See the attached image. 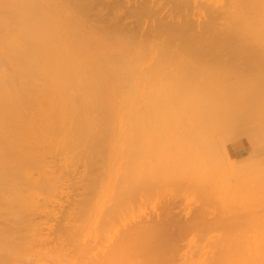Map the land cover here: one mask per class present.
Here are the masks:
<instances>
[{"label": "bare ground", "instance_id": "obj_1", "mask_svg": "<svg viewBox=\"0 0 264 264\" xmlns=\"http://www.w3.org/2000/svg\"><path fill=\"white\" fill-rule=\"evenodd\" d=\"M190 1L205 12L203 21L194 22L189 16L188 10L193 3ZM223 1L167 0L170 5L173 4V11H177L175 13L178 16H183L184 19H180L182 22L171 23L170 20L174 19L172 14L169 15L172 18L168 19L163 12L164 18H167L165 20L170 23L159 22L164 18L156 19L158 25L154 22L155 27L152 26L144 33L140 32L139 27L141 34L135 32L134 35L129 31V25H125L116 14L120 6L117 0H0V264H44L42 254L39 257L41 261L35 258L39 252L35 250L39 240L36 232L38 229L34 227V217L30 216H34L46 203L47 199L42 202L40 197H53L54 192V195L58 194L55 186L60 179L59 176L54 177L53 172L58 161L53 166L48 162L50 159L60 158L61 163L80 161L86 169L88 166V171L84 170V173L87 172V178L84 179L88 182L87 193H92L100 181L103 183L104 179L99 180L100 178L113 177L116 182L114 181L111 197L120 201L119 206L112 208L113 211L125 207L127 202L130 203L135 198L140 187L135 166L138 153L146 143L143 139L144 114L138 111H143L145 107L152 110L156 114L155 121L159 120L170 132L166 131L169 134L167 142L162 141L168 144H165L168 146V150L165 149L168 160L181 169L185 167L191 175L199 172L204 159H216L220 156L215 144L216 132H219L220 142L225 133L232 131L236 138L246 134L249 141L256 144L260 131L264 134V0ZM105 7L111 12V21L105 20L102 10H98ZM134 9L131 12L137 18L143 15L144 19L147 12V16H150V12L152 16L154 14L153 9L150 8L149 12L145 6L139 5ZM147 23L149 24L148 21ZM132 30L136 31L134 28ZM139 83L142 84L140 89ZM139 103H142L141 109ZM234 149L235 156H230L233 159L246 153H254L253 149L249 150L243 143H236ZM256 154L257 157L260 153ZM236 163L231 166L237 173L239 171L246 174L253 169L246 160L245 164L237 167ZM106 186H103L104 190L107 189ZM193 192L195 194L194 190ZM85 196L82 195L81 198ZM86 197L78 206L81 211H75L76 220L75 217L72 218L76 225L79 223L78 219H87V214L82 217L90 207V198ZM78 212L83 215L78 216ZM69 216L72 214L67 219ZM35 217L37 219L36 215ZM223 217L226 219L227 214ZM257 220L255 222H259ZM71 222L70 219L69 223L72 224ZM238 223L241 225L242 221ZM230 224L229 227L232 226ZM235 227L239 226L234 225L233 228ZM72 228L67 230V234L71 237L74 252H78L81 249L80 242H77L79 236H76L79 232L72 231ZM254 229L260 233H254L255 236L249 239L256 242L252 246L246 245L249 249L243 250L246 247L242 240L236 243L240 245L237 247L236 240L226 239V243L221 244L209 264H241L240 259L243 257L245 261L242 264H264V229ZM129 230L133 232L132 229L126 230V233L124 230V235L120 236L129 244V248L124 247V239L118 237L123 243L118 242L122 245L117 244L118 248L113 249L115 253L107 249L110 254L106 252L99 259L94 257L96 261L93 264H152L153 261L156 262L150 260L155 251L160 248L165 251L164 248L170 247L171 240L161 247L163 240L158 242L155 239L156 243L152 241L151 244H157V249L153 246L155 251L153 253L151 249L150 252L147 248L149 245L146 247L144 241L146 239L142 238L138 242L135 229L134 235ZM239 230L238 228L237 231ZM226 232L229 234L228 230ZM240 232L237 233L242 236ZM127 233L132 234L128 235L136 239L138 246L140 242H145L146 249L142 247L143 242L140 246L144 249V254H137L141 251L136 250V243L132 242L134 239L131 241ZM227 233L224 234L226 237ZM233 234L228 236L233 237ZM136 237L141 238L140 234H136ZM126 238L134 245L126 241ZM240 238L237 237L238 241ZM249 240L248 243L251 242ZM160 242L161 245L158 244ZM203 242L208 246L207 241ZM218 245L219 243L215 248ZM213 249L211 253L215 251ZM147 251L153 254L149 256ZM161 251L157 254L161 255ZM155 255L152 259L158 257L156 263L159 264L162 256ZM165 256H169L168 253ZM50 259L56 260L55 257ZM200 259L201 263L205 261L204 258L203 261Z\"/></svg>", "mask_w": 264, "mask_h": 264}, {"label": "rangeland", "instance_id": "obj_2", "mask_svg": "<svg viewBox=\"0 0 264 264\" xmlns=\"http://www.w3.org/2000/svg\"><path fill=\"white\" fill-rule=\"evenodd\" d=\"M117 1H118V4H120V6L118 7V11H116L118 13H116V14H117V16L119 15L118 18L120 17L119 19H121V21H123V23L125 25L126 24L129 26L131 25L130 27H132L136 30V31H134V30H132V28L130 29V27L128 26L129 31L131 30L133 32V34L135 32H137L136 34L140 35L141 33H144L147 30H149L150 28H152V26L156 25L155 23H157V25H158L159 23L156 22L157 21L156 19L161 20L164 18L165 15L167 17H169L168 19H171L172 17L174 18L173 20H170L171 23H172V21H173V23L176 21H178V23L180 21L182 22V20H180V19H181V17L183 18V16L180 17V14L178 16V14H176L178 12L175 10L173 11V9H174V7L172 6L173 4L170 5L168 2H166L167 0H142V1L141 0H117ZM139 1H141V3ZM192 2L193 1H190V3H192ZM143 3H145V5H143ZM161 4H164L165 7ZM168 4L170 7H168ZM139 5L145 6V8H147V11L149 10V12L153 9L152 10L154 12L153 16H152V12L149 13L150 16H147L148 15V12H147L146 17L144 16V19H145L144 20L143 15L140 16L142 18H140V17L137 18L136 14L133 15L134 13L131 11H134L135 10L134 8L139 7ZM155 6H156V8H155ZM167 7H168V10H167ZM191 7L189 8L190 10H188L189 16L191 17V19L197 23L199 21H203L204 20L203 18H205L204 17L205 12L200 11L199 6L197 4H195L194 2L192 3ZM128 8L129 9L133 8V9L129 11ZM150 8H151V10H150ZM171 8H172V11H171ZM191 9H193V11ZM98 10H102V16L105 20L109 21L111 19V12H109L106 7L102 8V9L98 8ZM159 12H160L161 16H160V14H158ZM163 12L165 13V15L163 14ZM194 12H196V13H194ZM170 14H172V17H170L171 16ZM201 16H203V17H201ZM112 18H113V16H112ZM194 18H197V20ZM137 19H138V21H137ZM165 19H167V18L165 17L163 20H161L159 22L162 23V21L163 22L168 21L166 23H170L169 20H165ZM147 21L149 22V24L147 23ZM128 22H130V23H128ZM147 25H149V26H147ZM139 27L141 30L139 29ZM138 30H140L141 33ZM136 34H134V35H136ZM146 66H147V64H146ZM140 88H142V84L139 83V89ZM139 106H141V107H139L141 109L143 107L142 103L141 104L139 103ZM138 112H141L142 114H144L143 115V117H144L143 126L145 127V137L143 139H145L146 143H144L145 144L144 149L139 152L141 154L138 153L137 160L139 162L137 161V165L135 166V168L138 172V181H139L140 187H138L139 190L137 189V191H136L135 198H133V200L130 203L127 202V205L125 206L126 208L121 207L122 210L123 209H125V210H123V211L121 209H118L116 211L112 210L113 207L119 206V202H120V201L116 200L114 197H111V194L113 191L112 187L114 188V185H115V183H114L115 179L113 177L100 178L99 180L104 179L103 183L100 181L101 183L99 182L98 186L95 185V187H94L95 189L91 186L92 190L94 189V191L92 193H87L89 191L88 189H86V187H88V184H87L88 182L86 180H84L87 178V174H86L87 173L86 171H88L87 165H86L87 166V169H86L85 165L83 167L84 163H82L80 161H73L72 163L68 162L69 164L67 162L65 163V161H64V162H62V163H64L62 166L61 161H59L60 158L58 160L55 158H54L55 160H53V159L49 160L48 159L49 160L48 162H50L49 164L53 165V166L58 161L57 165L54 167L52 166V167L54 168L53 169L54 177L59 176V178L58 177L57 178L60 179V181L57 182V180H56V182L57 183L60 182V183L58 184L59 188L57 187V183L55 186L56 193H58V194L54 195L55 192H54V194L52 193L54 199H52L53 197L52 196L50 197V195H49V197H40V200H42V202H45V199H47V201H48V199H50V200L48 202L46 201V203L43 205V208H41L42 211L39 210V211H36L34 213L37 216V219H36L34 214H33L34 216H30L32 218L34 217L33 220H32V218H31V220L33 221L34 225H35V223L37 225V226L36 225L34 226L35 229H38L36 232L38 234L37 238L39 240H38V244L35 246V250L39 251L40 254L38 252L39 255L37 254L38 256L37 255L35 256L36 259L39 258L40 255L42 254V256H44V264H49V263L50 264H56V263L57 264H90V263L93 264V262L95 263V261H96L95 260L96 258L94 259V257H98V259H99V256H101L102 254L104 256V253H106V252H107L106 254H110V253H108L110 250L113 251L112 253H115L114 252L115 250H113V249L118 248L117 244H119V246H121L122 244L120 245V243L125 242V239L120 237V236H123L124 235L123 231L125 230L124 232L126 233V230L128 231V229H132L133 232L135 229V232H134L135 238H138L137 239L138 242L140 241V239L143 240L142 238L146 239V240H144L147 244L146 247L149 245V247H147L149 250L148 249L147 250L150 252L153 251V253H154L155 249H157L156 248L157 244H155V245H153L154 243L151 244L152 241L156 243L155 239H157L158 242L163 240L162 245H161V242L158 243L161 245V247H163V245H165L164 243H166V241L171 240V241H169V242H171V243H169L170 247L164 246V247H166L164 249H166L165 251H167L169 256H165V254L167 255V253L164 250H162V251H164V252H162L161 248L159 251H155L156 254H157V252L161 251V255L159 253L160 257L164 253L163 254L164 258H163V256L161 258L163 260L166 259V261L164 260L166 262V264H205V263L209 264L210 263L209 260L212 259V257L214 255H216L215 253H217L221 244L223 245L226 243V239H227V241H228V239L236 240L235 244L237 242L244 241L246 249H243V250L249 249L246 245L252 246L253 244L256 243L254 241V239H251V240H249V239L253 238V236H255L254 233H257V234L260 233V232L258 233V231L254 228L258 227V230L264 229V216H263L264 215V189H263L264 183H262V182H264V172H263L264 171V153H263V151H264V140H263L264 134L262 133L263 131H260V135H259L260 137H259L258 141H256V144L249 141V139H248L249 136L246 134L240 135L236 138L235 137L236 134H233L232 131L229 132L228 134L225 133V137L220 142L218 139V137H220V135H218L219 132H216L217 134L214 133L215 137H217V139L215 138V140L217 141V143H215L216 149H218V151L220 153L219 157L221 159L219 157L216 159H208V160L204 159L205 160V161L203 160L204 164L200 163L202 161L197 162V163L201 164L200 170L196 175H193V174L191 175L188 172V170L185 169V167L181 169L180 167L176 166L175 163L168 160V156H167L168 155V152H167L168 146L166 147V145H168V144L166 142H167V139L169 138L168 133H170V132L167 131L168 129L166 127H164L163 124L161 125L159 120H158V122L155 121L156 114H154V112L152 110H148L147 107H145V109L143 111H138ZM160 126H163V127H160ZM155 128H158V130ZM155 137H156V139H155ZM162 137H163V140H162ZM164 140L166 142H162ZM159 142H161V143H159ZM236 143H239V144L243 143L249 150L253 149L255 154L257 152H258L257 154L260 153L259 154L260 156L258 155L259 157L258 156L256 157L255 154L252 152L251 155H249V153H246L242 156H238L237 159H236V157H234L235 159L231 158V157L235 156L233 153L235 151L234 146ZM260 145H261V149H260ZM257 146H258V148H257ZM161 149H163V150H161ZM165 149H167V150H165ZM256 149H257V151H256ZM229 152H230V154H229ZM261 152H262V154H261ZM252 154H254V157H255L254 159L252 158V156H253ZM216 160H218V161H216ZM245 160H246V162H250L251 166H253L252 170L246 172V174L240 173L239 171L237 173L235 168H234L235 170H232V168H233L232 166H234L232 164H235L237 162L236 164H238V165H235V167H237L241 164H245L244 163ZM54 161H56V162H54ZM209 161H210V163H209ZM233 161H236V162L233 163ZM73 163H74V165H73ZM173 164H175V165H173ZM166 165H167V167H166ZM212 167H214V168H212ZM66 169H68V170L65 171ZM85 169H86V171H85L86 173H84ZM234 171H236V172H234ZM55 172L57 175H55ZM204 173H205V175H204ZM209 173H210V175H209ZM211 173H213V174H211ZM239 173H240V175H239ZM189 174H190V176H189ZM36 175L38 177V174H35V176ZM82 175H84L85 177L83 176L84 177L83 178ZM234 175H235V177H234ZM37 177H35V178H37ZM108 179H110V180H108ZM198 179H200L201 181L199 182ZM107 181H109V183ZM229 181H230V183H228ZM83 183H84V185H82ZM186 183H187V185H186ZM210 183H212V184H210ZM106 184H107V186H106ZM99 186H101V187H99ZM103 186H106L107 189L104 190ZM191 190H192V192H191ZM193 190L195 191L196 195L194 194ZM96 193H98V194H96ZM87 194H88V197H86ZM82 195L83 196L86 195L85 196L86 198H90V201L88 203V205L90 207L88 206L89 208L87 210L88 213L84 212L83 213L84 215L81 213L79 214V212L81 210L78 207L81 205L80 203H82V201L85 198V197L81 198ZM55 196H57V198ZM256 196H257V198H256ZM217 197H218V199H216ZM113 199L115 200V202ZM216 201L220 205L215 203ZM226 201H227V203H226ZM73 202H75V203H73ZM221 202H222V204H221ZM48 204H50L51 206L49 207ZM70 204L72 206H70ZM94 204L96 206H93ZM221 205L224 207H222ZM102 206H104V207H102ZM93 207H95V208L93 209ZM203 207H205V209H202ZM218 207L220 208V210ZM235 207H237L238 210ZM224 208H226V210H224ZM221 210H223V212H221ZM71 211H73V212H71ZM75 211L76 212L79 211L78 216L83 215L82 217H84L87 214V216H85V219L86 218L87 219L86 220H83L84 218L78 219L77 222H79V223L76 225V223L73 222V220H72V218H74V217H75L74 220H76L77 215L75 216ZM100 211H101V213H100ZM111 211H112V213H110ZM246 212L248 214H246ZM250 212H251V214H250ZM37 213L38 214L40 213V214L38 215ZM70 213L72 214V216H69L70 218L68 217L69 219H67V216ZM111 214H113V216ZM226 214H227V217L232 216L233 220L231 218L227 219V217H226V219H227L226 220L223 217V216H226ZM236 214L239 216V218ZM104 215H106V217H104ZM251 215L252 216L254 215V216L252 217ZM259 215L262 218V220H257L260 218ZM48 216H50V217H48ZM195 216L196 217L198 216V217L196 218ZM200 216H202V218ZM70 219H71V221H72L71 223L73 225L69 223ZM195 219L197 220V222H195L196 221ZM246 219H247V222H246ZM80 220H82V222ZM102 220H103V222H102ZM105 220H106V222H104ZM256 220L259 221L260 223L255 222ZM224 221H226V222L223 223ZM238 221H240V222L242 221V224L239 225ZM261 221H263V223H261ZM80 222L82 223V225H80ZM203 222L206 224H203ZM235 222H237V223L235 224ZM194 223L196 225H194ZM197 223L199 224V227H198ZM230 223H232V224H230ZM252 223L253 224L255 223L256 226L254 227L255 224L253 225ZM192 224H193V228H192ZM224 224L226 226H224ZM229 224L232 226L229 227ZM250 224H252V225H250ZM222 225L226 228L224 229V227H222ZM234 225L239 226V227L233 228ZM77 226L80 228V229L78 228L80 231H78ZM128 226H130V227L128 228ZM145 226H146V228H145ZM182 226H183V228L181 229ZM251 226L254 228H252ZM261 226H263V227H261ZM137 227H138V230H137ZM71 228H72V231L75 230V232L77 231L76 233L79 232L78 233L79 235H76V236H79V238H77V242H80L79 245L81 246V249L78 250V252L77 251L74 252V249L70 243L71 237L69 238V235L67 234V233H69L68 231H70ZM232 228L234 230H232ZM238 228L240 229L239 231H237ZM248 228H249V231H248ZM243 229H245L246 231ZM173 230H174V232H173ZM225 230L226 231L228 230L229 234ZM129 231L131 233H133L131 230H129ZM151 231H153V232H151ZM232 231H233V233L234 232L235 233L233 234ZM236 231L237 232L241 231L240 233H242V236H240V234H238ZM253 231H255V232H253ZM120 232H121V234H120ZM181 232L183 234H181ZM230 232H231V234H230ZM247 232H251V233H247ZM134 233H133V235H134ZM226 233L228 235L233 234V237L228 236V235L226 237L225 236ZM236 233H237V235H239L241 237L240 238L239 236L236 235L238 238H240L239 239L240 241H238L237 237L235 236ZM128 234L130 236L132 235L130 233H127V235ZM136 234H140L141 238L136 237ZM151 234H154V235H151ZM115 235H116V237H115ZM129 235H128V238L130 237ZM181 236L184 237V239ZM200 236H201V238H203L202 241H201ZM215 236H216V238H215ZM118 237L122 238L121 240L124 239V241L120 242L121 240L119 241ZM234 238H236V239H234ZM132 239H134L133 236L130 237L131 241H132ZM198 239H200V240H198ZM130 240L126 238V241H130ZM248 240H249V242L251 241L250 242L251 244L248 243ZM134 241H135V243L137 242L136 239H134L132 242L134 243ZM174 241H175V244H174ZM176 241H177V243H176ZM203 241H207L208 246H207V243L205 242V244H204ZM42 242H43V244H42ZM118 242H120V243H118ZM130 242H128V243H130ZM132 242H131V244H133ZM142 242H140L141 244L140 243H138V244H140V246H142L143 245ZM145 242H143L144 243V245L142 246L143 248H145L144 247ZM218 243H219V245L215 248V245H217ZM259 243L260 242L258 241L257 244H259ZM115 244H116V246H115ZM126 244H127L126 242L123 243V246L129 248V244H127L128 246H126ZM167 244L168 243H166V245ZM177 244H178V246H177ZM240 244H242V243H240ZM110 245H112V246H110ZM135 245L137 247H140L137 245V243ZM150 245H151V247H150ZM203 245H205V246L203 247ZM236 245L238 247L239 243ZM153 246H155L154 250H153ZM137 247H136V250H138L139 252L141 251V253H137L138 255L139 254L142 255L145 253V252L142 253V249H143L142 247H140L141 250H140V248L137 249ZM212 248H214L213 251L215 250L216 252L214 251L213 253H211ZM240 248L241 247H239V249ZM243 248H244V246H243ZM107 249L109 251H106ZM151 249H152V251H151ZM168 249H170V250H168ZM175 249H176V251H175ZM179 249L181 252L178 251ZM54 251H55V253H54ZM148 251H147V253L149 254V256L151 254H153V253H149ZM243 252H241V253H243ZM155 253L152 255L150 260H155L157 262L156 259L158 257H156V256L158 254L155 255ZM96 254L98 256H95ZM206 254H208L207 257L210 255L209 258H207L205 256ZM47 255H48V257H47ZM154 255H155L156 259H152ZM45 256L47 258H45ZM144 256H142V258ZM201 256H205V257L201 258ZM50 257H55L56 260H52V259H50ZM102 257H100V259ZM139 257H141V256H139ZM241 257H243V256H241ZM161 258H159V259H161ZM168 258H170V259L168 260ZM203 258H204V260H205V258H207V260L203 261ZM93 259H94V261H93ZM162 259H161L160 263L163 262ZM199 259L202 260L203 263H201V261H199ZM238 259H240V256ZM240 260H242V263H243V261H245L244 257ZM38 261H41L40 258ZM153 262H152V264L156 263V262H154V263ZM165 262H163L162 264H165ZM237 262H238V260H237ZM238 263L240 264V262H238ZM244 263L246 264V262H244ZM141 264H143V262ZM156 264H158V263H156Z\"/></svg>", "mask_w": 264, "mask_h": 264}]
</instances>
